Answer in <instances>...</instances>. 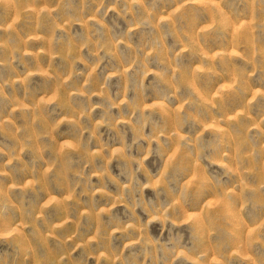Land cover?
I'll return each mask as SVG.
<instances>
[{"label":"rangeland","instance_id":"rangeland-1","mask_svg":"<svg viewBox=\"0 0 264 264\" xmlns=\"http://www.w3.org/2000/svg\"><path fill=\"white\" fill-rule=\"evenodd\" d=\"M0 264H264V0H0Z\"/></svg>","mask_w":264,"mask_h":264}]
</instances>
